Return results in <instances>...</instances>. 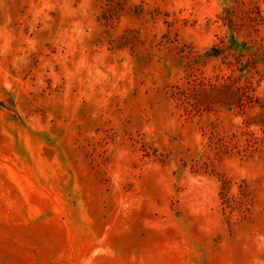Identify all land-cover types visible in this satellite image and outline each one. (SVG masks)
<instances>
[{
	"label": "rangeland",
	"instance_id": "1",
	"mask_svg": "<svg viewBox=\"0 0 264 264\" xmlns=\"http://www.w3.org/2000/svg\"><path fill=\"white\" fill-rule=\"evenodd\" d=\"M0 264H264V0H0Z\"/></svg>",
	"mask_w": 264,
	"mask_h": 264
}]
</instances>
